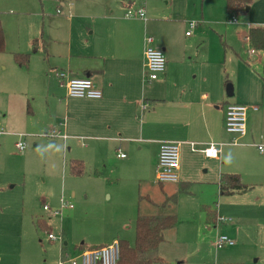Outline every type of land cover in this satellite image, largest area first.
<instances>
[{
  "label": "rangeland",
  "instance_id": "rangeland-1",
  "mask_svg": "<svg viewBox=\"0 0 264 264\" xmlns=\"http://www.w3.org/2000/svg\"><path fill=\"white\" fill-rule=\"evenodd\" d=\"M79 1L0 0L3 39L6 31L10 45L7 48L4 39V50L0 53V82L11 76L12 70H20L14 61L15 52L7 50L15 48L16 37L20 48L26 47L23 41L31 37L29 53H23L30 61L28 79L27 72H21L18 75L21 82L11 86L0 85L6 91L0 92V106L28 93V100L34 106L35 117L40 124L36 130L21 127L12 132L23 135L26 148L22 153L14 148L17 137H0V264H58L62 254L75 258L81 252V244L103 247L114 240L126 241L133 246L138 185L143 191L149 188L140 195H149L160 204L165 196L174 194L184 182L188 183L187 193H179L176 203L168 209L142 202L145 214H174L177 217L176 227L165 233L158 249L163 264H243L244 260L233 254L235 248L240 253L255 257L261 255L259 264H264V188L260 181L249 179L245 183L239 175L246 191L220 195L218 185L211 180L213 167H205L202 161L190 160L185 155V159L179 156L181 170L178 182L164 184L161 190L162 185L155 181L156 162H144L134 151L120 150L119 154L125 158L120 159L113 148L100 154L84 148V144L90 141L83 140L78 145L74 140L70 147L67 146V142H71L69 140L64 143L45 136L53 126L48 120L50 114L43 119L46 114V86L39 55L44 56L45 51L65 55L67 18L57 16L55 11L59 7L65 10L66 5ZM168 1L153 0L152 3L160 7ZM173 1L174 11L183 15L184 0ZM190 1L186 0L184 16L191 17L189 22H196L194 15L200 13L202 1L198 0L194 6ZM203 27L213 34L198 46L200 53L211 65L212 72L222 75L224 80L228 78L233 87L230 82L232 72L239 74L237 70L241 62L231 55L228 40L212 22H206ZM33 58L36 63H32ZM236 60L239 61L238 67ZM243 62L246 63L245 58ZM50 110L55 111L53 108ZM233 150L232 147L223 148L220 162L246 172L244 162L247 165L249 160L235 159ZM179 153L181 155V151ZM101 159L107 161L102 162ZM75 161L82 164L80 175L71 169ZM63 204L71 205L72 209H62L60 216L49 218L43 211L44 205L57 211ZM49 233L61 239L62 243L48 241ZM220 236L233 239L236 245L216 249L213 243ZM258 243L260 247L255 246Z\"/></svg>",
  "mask_w": 264,
  "mask_h": 264
},
{
  "label": "crops",
  "instance_id": "crops-1",
  "mask_svg": "<svg viewBox=\"0 0 264 264\" xmlns=\"http://www.w3.org/2000/svg\"><path fill=\"white\" fill-rule=\"evenodd\" d=\"M137 1L140 0H80L66 5L65 10L59 7V14L55 11L57 16L67 18L68 37L65 55H53L48 51L44 52V56L39 55L43 64L42 79L46 86V114L43 119L50 114V126L65 134L68 137L66 142L71 141L67 142V146L72 145L74 140L78 145L83 140L90 141L84 144L89 152L102 154L113 148L119 157V151L125 149L130 153L134 151L143 161L157 163L159 144L177 142L180 144V159L182 156L185 159L187 155L190 160L202 161L205 167L212 166L214 174L211 180L217 185L220 175L228 174L240 175L245 183L249 179L258 180L264 188V155H259L252 146L264 145L263 54L256 51L255 59L247 60L249 43L245 41L251 29L264 26V0H250L247 6L234 11H227L223 0H205L200 4V13L194 15L199 26L189 37L185 36L191 18L184 16L187 11L186 0L181 16L174 11L173 0L160 7H156L153 0ZM190 3L194 6L198 0ZM130 4L144 10L145 21L125 17L126 7ZM232 14L236 17V23L227 24V15ZM206 22L216 26L217 31L228 40L231 55L242 63L239 65L236 60L239 74L235 75L234 71L230 75L233 85L231 96L226 93L228 78L224 80L222 75L213 73L211 65L200 53L198 46L213 34V31L203 27ZM147 36L153 38V47L163 52L166 61L165 72L152 82L146 78L143 66L144 39ZM30 38L23 41L26 47L20 48L16 37L15 48L7 51L26 55L23 53H29ZM4 39L8 48L10 45L6 31ZM34 59L32 63H36ZM29 63L26 67L19 66L20 70H12V75L4 77L0 85L11 86L21 82L18 78L21 72H27L28 79ZM56 70L67 72L73 79H89L101 92V98H68L65 89L56 84ZM0 92L6 91L0 88ZM28 99V93H24L21 98L10 99L0 106V129L6 133L0 137H16L12 132L21 127L30 130L40 127L34 106ZM233 103L257 107L256 111H247L246 135L239 140L238 146L229 145L235 137L224 129L225 105ZM142 104H147L145 110L141 109ZM50 107L55 111L52 112ZM64 120L65 126L59 127ZM190 143L195 144L196 150L208 143L223 144L219 160L192 152ZM225 147L234 149L232 157L235 159L249 160L247 165L244 162L246 172L220 162ZM120 159L125 158L122 155ZM146 188L143 191L138 185V194L149 190ZM136 207L137 214H145L142 211L145 206L138 203V197ZM255 246L260 247V243ZM232 252L244 260L243 264H259L262 260L261 255L255 257L240 253L236 248Z\"/></svg>",
  "mask_w": 264,
  "mask_h": 264
},
{
  "label": "built area",
  "instance_id": "built-area-1",
  "mask_svg": "<svg viewBox=\"0 0 264 264\" xmlns=\"http://www.w3.org/2000/svg\"><path fill=\"white\" fill-rule=\"evenodd\" d=\"M59 14V10H57ZM126 18H137L143 21L146 20L144 10L141 7H136L133 4L127 5ZM227 24H235L236 17L234 14L228 17ZM199 26L198 22H188L187 31L185 36H191L193 30ZM264 29V26H261ZM245 41L249 43V37L245 38ZM256 51H254L250 46L247 49V60L252 61L255 59ZM144 70L145 76L148 81H156L165 72L166 61L164 54L161 50L153 47V38L147 36L144 39ZM54 76L56 78L59 87H62L66 91V96L73 99H87V100H98L101 98V92L96 89L93 83L86 78L83 79H73L68 76V73L61 70L54 71ZM147 104H142L141 109L145 110ZM251 109L256 111V106H247L243 104H227L224 109V129L228 134L233 135L235 138L230 142V146L240 145L239 140L246 135V115L247 111ZM59 127L65 126V120L58 125ZM6 134L2 129H0V135ZM46 137L50 139L61 138L66 140L68 137L65 134H61L56 128H52L48 133H45ZM18 141L14 144V148L19 152H24L26 145L22 141L23 135H16ZM190 149L192 152H199L204 157L212 160H219L220 149L223 144L208 143L200 150L195 149V144L190 143ZM259 155H264V145L263 144H253L252 145ZM179 147L180 144L177 142H161L159 144L157 163L155 167V181L156 184H168L178 182V171H179ZM122 158L121 154H118ZM68 208L72 209L71 205H61L60 209L57 211H52L48 206H43V211L49 216V218H54L61 215L62 209ZM47 240L54 243H62V240L55 237L53 234H47ZM216 249H221L225 247H232L235 245V241L227 236H220L215 239L213 243ZM62 258L58 264H117L119 262L120 251L117 241H113L109 245L83 251L79 253L75 258H69L66 254H62Z\"/></svg>",
  "mask_w": 264,
  "mask_h": 264
},
{
  "label": "trees",
  "instance_id": "trees-1",
  "mask_svg": "<svg viewBox=\"0 0 264 264\" xmlns=\"http://www.w3.org/2000/svg\"><path fill=\"white\" fill-rule=\"evenodd\" d=\"M202 2L204 0H201ZM227 11L242 9L250 3V0H223ZM249 46L254 51H261L264 64V29L254 28L249 31ZM4 50L3 31L0 25V53ZM14 61L20 67L28 65V56L15 54ZM227 83V82H226ZM227 105V104H226ZM225 105V106H226ZM71 169L76 174H81L82 164L75 161L71 164ZM219 193L233 194L243 193L246 186H242L238 175L221 174L219 178ZM162 187L160 186V189ZM188 183L182 186L172 195L165 196L162 203L157 204L147 195L138 196V203L146 202L153 207L168 209L176 203L179 193H187ZM217 220V219H216ZM219 221V220H218ZM177 225V217L174 214H137L135 221V240L133 246L126 241H117L119 245L120 257L117 264H163L164 260L158 255V248L164 241V232L173 230ZM99 247H85L81 244L80 250L86 251Z\"/></svg>",
  "mask_w": 264,
  "mask_h": 264
},
{
  "label": "water",
  "instance_id": "water-1",
  "mask_svg": "<svg viewBox=\"0 0 264 264\" xmlns=\"http://www.w3.org/2000/svg\"><path fill=\"white\" fill-rule=\"evenodd\" d=\"M226 93L230 96L232 94V86L230 84L226 87Z\"/></svg>",
  "mask_w": 264,
  "mask_h": 264
}]
</instances>
